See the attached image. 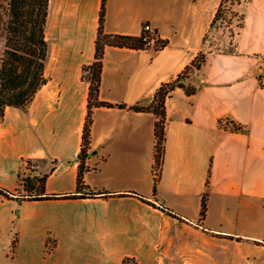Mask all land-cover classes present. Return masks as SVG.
<instances>
[{
    "label": "crops",
    "instance_id": "obj_1",
    "mask_svg": "<svg viewBox=\"0 0 264 264\" xmlns=\"http://www.w3.org/2000/svg\"><path fill=\"white\" fill-rule=\"evenodd\" d=\"M220 2L106 1V32L140 35L150 23L168 43L160 50L108 46L101 100L148 105L163 82L207 53L191 76L197 92L176 88L166 102L157 199L181 218L139 196L155 197V114L96 107L84 178L92 190L116 194L22 201L0 194V264H124L126 257L138 264H203L202 246L216 241L218 264L224 253L225 264H238L240 247L264 250V88L258 79H264V0L238 4L245 21L234 53H218L204 40ZM101 7L102 0H50L48 82L27 111L9 106L0 121L3 188L16 190L31 160L37 174L54 167L48 193L76 192L90 85L83 66L95 58ZM228 120L242 129L226 126Z\"/></svg>",
    "mask_w": 264,
    "mask_h": 264
},
{
    "label": "trees",
    "instance_id": "obj_2",
    "mask_svg": "<svg viewBox=\"0 0 264 264\" xmlns=\"http://www.w3.org/2000/svg\"><path fill=\"white\" fill-rule=\"evenodd\" d=\"M0 2V37L4 38V49L0 57V121L6 114L9 106L28 110L38 91L48 82L46 66L50 56V44L46 29L50 13V0H3ZM106 1L102 0L100 24L95 40V58L90 64L83 66L82 78L89 82L88 113L84 124L82 144L79 153V171L76 192L66 194H52L46 190V181L51 171L42 175L20 174L19 186L16 190H9L0 186V194L9 199L22 201L24 199L42 200L50 198H76L107 196L111 193L105 190L94 191L85 182V172L89 169L87 160L91 149V132L93 124V111L96 107H120L134 111L152 112L155 121V163H154V199L149 200L139 195L144 201L167 211L170 215L181 218L174 210L164 206L157 199L158 183L161 178L162 167L165 160L167 108L168 97L176 88H182L187 94H195L198 90L191 79L207 61V53L200 51L196 57L172 80L163 82L154 94L152 102L148 105H128L126 103H112L100 99L102 85L103 59L108 46L126 47L131 49L150 48L144 40V32L140 35L109 33L105 30ZM221 0L218 10L212 20L211 28L223 17L224 3ZM245 17L241 14L238 27L243 26ZM236 32H233V37ZM208 40V35L204 37ZM162 46L155 47L160 50L166 46L168 40H161ZM235 50L230 53H234ZM261 87L264 88L263 75L258 77ZM230 121V120H228ZM233 130H240L242 126L230 121ZM223 125V122L220 121ZM229 126V125H226ZM33 165L27 160V169ZM209 183V180H208ZM88 190V191H86ZM208 192L202 197L200 219L204 220L208 211ZM17 237L14 239L16 244ZM124 264H138L132 257L124 258Z\"/></svg>",
    "mask_w": 264,
    "mask_h": 264
},
{
    "label": "rangeland",
    "instance_id": "obj_3",
    "mask_svg": "<svg viewBox=\"0 0 264 264\" xmlns=\"http://www.w3.org/2000/svg\"><path fill=\"white\" fill-rule=\"evenodd\" d=\"M243 1L246 0H226V2L224 3L223 17L217 22L216 26L212 28L211 31L207 34L208 40L206 42L214 46L218 50V53H230L231 51L235 50L233 32H236L239 29L238 24L242 13H239L238 11V4ZM0 2L4 1L0 0ZM243 9H246V7L244 6ZM156 45L157 46L155 47L157 48L162 46V43L158 41ZM3 49L4 38L0 37V57L2 55ZM189 80L191 81L192 79ZM230 126L233 127V125ZM35 171L36 168L31 165L29 169H24V174H37ZM42 174L44 173L41 172L37 175ZM202 247L204 250H206L205 259L207 261L203 264H209V261L212 262L213 260H216L215 264H218V241L206 242ZM247 254L251 255L249 258L250 262H247L245 258ZM232 255L234 256V254ZM236 257L239 261L238 264H264V250L256 249V247H252L251 245L240 247L238 255ZM219 259H221L222 261L221 264H225L227 260V253L221 255Z\"/></svg>",
    "mask_w": 264,
    "mask_h": 264
},
{
    "label": "built area",
    "instance_id": "obj_4",
    "mask_svg": "<svg viewBox=\"0 0 264 264\" xmlns=\"http://www.w3.org/2000/svg\"><path fill=\"white\" fill-rule=\"evenodd\" d=\"M144 32V40L146 41V45L150 47L157 46V42L161 41L160 36L158 35L157 31L151 26L150 23H145L143 26ZM233 125L231 122H226V125ZM229 125V126H230Z\"/></svg>",
    "mask_w": 264,
    "mask_h": 264
},
{
    "label": "water",
    "instance_id": "obj_5",
    "mask_svg": "<svg viewBox=\"0 0 264 264\" xmlns=\"http://www.w3.org/2000/svg\"><path fill=\"white\" fill-rule=\"evenodd\" d=\"M196 82H199V79H196Z\"/></svg>",
    "mask_w": 264,
    "mask_h": 264
}]
</instances>
